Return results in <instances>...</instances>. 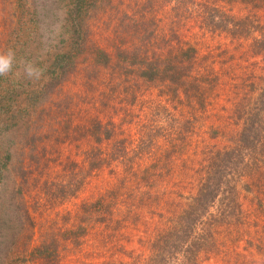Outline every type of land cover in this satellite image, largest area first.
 Masks as SVG:
<instances>
[{"label":"trees","instance_id":"1","mask_svg":"<svg viewBox=\"0 0 264 264\" xmlns=\"http://www.w3.org/2000/svg\"><path fill=\"white\" fill-rule=\"evenodd\" d=\"M220 1L176 0L174 14L158 20L168 0L123 12V49L113 60L102 50L99 65L109 74L123 70V107L113 108L123 118L94 117L89 128L63 127L54 138L76 143L90 136L96 144L81 153L80 182L61 185L64 198L91 182L87 161L88 176L107 179L95 185V197L64 207L56 233H40V242L24 244L15 261L264 264V0H240L243 13ZM183 17L191 21L186 27ZM183 28L227 42L201 49ZM65 63L53 67L52 78ZM93 81L101 80L94 76L91 89ZM150 89L157 90L156 116L143 121ZM128 116L139 127L132 142L125 136ZM47 184L35 186L39 196L51 195Z\"/></svg>","mask_w":264,"mask_h":264},{"label":"rangeland","instance_id":"2","mask_svg":"<svg viewBox=\"0 0 264 264\" xmlns=\"http://www.w3.org/2000/svg\"><path fill=\"white\" fill-rule=\"evenodd\" d=\"M154 1L0 0V52L13 48L17 61L9 75L0 76V264H41L40 260L19 263L15 261V254L24 248V244L30 247L38 244L40 233H56L62 209L73 210L84 198L95 197V185L106 181L107 174L98 180L88 176L87 161L84 166L86 180L91 182L83 191L64 198L61 185L80 182L83 177L77 172L83 159L81 153L96 144L90 141V136L76 143L68 140L63 143V140L55 141L54 138L62 133L63 127L75 129L83 123L84 128H89L88 122L94 117L105 120L107 116H115V122L123 118V111L116 113L113 110L123 107L126 89L123 87V70L114 67L109 74L110 70L99 65L104 61L103 52L111 53L113 60V53L123 49V12L131 16L127 11L129 7H144ZM220 2L231 7L233 13L244 12L245 6L240 0ZM160 3L163 4V0ZM176 5V0H168L165 9L155 18L163 19L167 13L174 14ZM181 6H185L184 1ZM150 17L146 15L144 21L148 22ZM182 23L186 27L191 21L183 17ZM190 31L183 28L182 34L189 36V41L201 49L227 42L224 36L212 38L209 34L201 37L196 28ZM97 50L98 55L95 54ZM61 59L66 62L65 71L54 73L55 78H52L51 71ZM25 60L45 68L40 81L33 82L16 75L22 72ZM94 76L101 81H93L91 89L90 81ZM147 91L143 94L149 95L145 104L148 115L143 112V121L156 116V103H152L151 98L155 99L157 90ZM139 113L133 112L134 116H141ZM41 116L45 117L42 122L39 120ZM46 116L60 117L49 120ZM126 118L133 121L130 125L124 124L131 130L130 135L125 136L132 142V138L138 136L137 118ZM134 145L132 143V147ZM44 182H48L46 187L52 186L51 197L39 196L35 190V186ZM23 198L27 201L30 220L25 214ZM117 257L123 258L119 252L115 255ZM61 264L76 262L69 257Z\"/></svg>","mask_w":264,"mask_h":264},{"label":"clouds","instance_id":"3","mask_svg":"<svg viewBox=\"0 0 264 264\" xmlns=\"http://www.w3.org/2000/svg\"><path fill=\"white\" fill-rule=\"evenodd\" d=\"M16 51L13 48H8L6 51L0 52V76H7L13 71L16 63ZM45 68L39 66L36 62L25 60L22 62V72H17V76L38 82L44 76Z\"/></svg>","mask_w":264,"mask_h":264}]
</instances>
